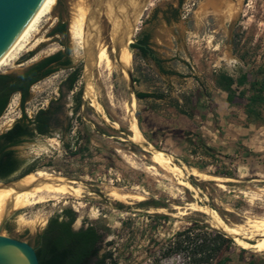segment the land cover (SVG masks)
<instances>
[{
	"label": "rangeland",
	"instance_id": "obj_1",
	"mask_svg": "<svg viewBox=\"0 0 264 264\" xmlns=\"http://www.w3.org/2000/svg\"><path fill=\"white\" fill-rule=\"evenodd\" d=\"M91 1L57 0L39 24L33 45L0 75L18 74L67 51L71 65L32 86L24 105L33 118L53 103V110L60 111L56 127L48 135L25 140L16 153L24 170H43L81 182L92 194L10 210L2 234L36 247L48 221L71 210L74 229L95 225L104 234L99 256L111 255L106 264H181V253L165 255L169 242L194 220L219 230L208 210L230 227L264 218V104L253 102L257 94L264 97V91H257L264 87V0H183L181 4L179 0H104L99 21H91L85 47L80 49L69 26L76 8L83 5L89 12ZM128 5L132 12L141 8L134 38L149 36L161 68L131 44L120 47L124 68L117 62L115 27ZM59 23L67 25L68 33L51 36ZM125 25L132 35L128 19ZM92 40L95 52H87ZM101 47L110 53V68L103 64L98 68ZM26 55L29 60L22 62ZM126 69L132 72L133 89ZM74 70H80L81 76L68 92L66 80ZM220 75L234 79L233 102L218 86ZM243 75L247 80L240 84ZM136 92L162 97L137 99ZM21 116L16 93L0 117V132ZM132 126L154 148L171 155L179 171L159 167L148 152L133 144ZM120 153L130 156L136 167ZM191 176L200 188L186 187ZM22 177L0 180V185ZM116 189L144 199L113 200L108 193ZM237 246L229 264H264V252Z\"/></svg>",
	"mask_w": 264,
	"mask_h": 264
},
{
	"label": "trees",
	"instance_id": "obj_2",
	"mask_svg": "<svg viewBox=\"0 0 264 264\" xmlns=\"http://www.w3.org/2000/svg\"><path fill=\"white\" fill-rule=\"evenodd\" d=\"M57 33L58 35H66L68 33L67 25L59 23L51 35ZM148 41L149 36L145 35L139 43L131 44V48L138 49L143 58L152 57L156 65L161 68V61L155 55L150 56V50L147 47ZM70 65L71 61L67 51H58L26 68L22 73L0 75V117L7 108L11 97L16 93L21 94L22 117L16 121L13 128L5 136L33 138L36 135L35 131L40 135H48L56 127L53 122L60 111L53 110V103L50 107L40 110L33 118L27 116L24 105L30 98L32 86L60 68ZM80 76V70H74L70 73L66 80L68 92L75 89ZM246 80L247 76L243 75L239 83L243 84ZM234 84L232 77L218 76V86L228 94L229 102L234 100ZM252 87L254 88L255 84H252ZM257 91L263 92L264 87ZM135 95L137 99L162 97L161 95L142 92H136ZM253 102L264 104L263 95L254 96ZM3 137L0 136V139ZM24 141V139H17L13 143L19 144ZM14 165L12 153L3 152L0 149V177H8ZM31 171V168L25 170L23 176ZM214 176L224 175L215 173ZM229 177L233 178V176ZM189 182L195 188H200L199 182L193 176L189 178ZM75 220L74 212L65 210L63 218L55 216L48 221L42 233L39 234L35 247L40 264H106L107 260L111 258L110 254L99 256L104 238V234L100 233L99 228L95 225H89L74 230ZM106 231L108 230L106 229ZM238 249L237 243L224 232L194 220L190 222L189 227L174 235L173 241L169 242V248L165 255L171 257L172 253H181L183 256L181 264H229L232 261V254Z\"/></svg>",
	"mask_w": 264,
	"mask_h": 264
},
{
	"label": "bare ground",
	"instance_id": "obj_3",
	"mask_svg": "<svg viewBox=\"0 0 264 264\" xmlns=\"http://www.w3.org/2000/svg\"><path fill=\"white\" fill-rule=\"evenodd\" d=\"M56 2L57 0L41 1L17 37L0 55V72L6 68L12 67L20 58L21 54L25 52L27 46L31 44L33 45L34 41L32 40L38 32L39 24L42 22L43 18H46V16L52 13ZM152 4L153 3L150 2L149 5L152 6ZM135 8L138 9L137 6ZM75 12V15H73L74 17L70 22L69 32L71 39L77 42L80 49H84V45L87 41L86 37L88 38V36H86V31H88V20H86V16L88 14L87 7L80 5L76 8ZM96 62L98 68H100L102 64L108 68L111 67L112 62L110 53L106 47H101L99 49L96 55ZM129 131L131 132L129 140L136 146L140 147L143 151L148 152L150 154V160L153 163L163 169L171 170V172L179 171L178 166H175V164L173 165V157L154 148L151 143L146 141L140 135V131L138 132L136 126H132ZM121 155L127 163H129L132 167H136V164L130 156H126L124 154ZM185 185L190 190L196 189L189 182H186ZM0 187V223L10 210L33 207L50 200H55L58 197L66 198V196H74V198H82L86 194H92V192L87 191V185L81 182L57 177L52 173H48L43 170L33 172L29 176L27 175V177L25 176L21 180L11 183L9 186L2 187L0 185ZM118 190L109 191L108 196L113 200L122 203H128V201H132V199H135V201H141L144 199L142 198L143 195L140 197L127 193H120ZM205 209H207V207ZM207 214L211 217L215 227L230 236L241 248L254 250L255 252H264L263 217L246 222L247 224L245 226L230 227L216 213L208 210Z\"/></svg>",
	"mask_w": 264,
	"mask_h": 264
},
{
	"label": "water",
	"instance_id": "obj_4",
	"mask_svg": "<svg viewBox=\"0 0 264 264\" xmlns=\"http://www.w3.org/2000/svg\"><path fill=\"white\" fill-rule=\"evenodd\" d=\"M42 0H0V55L7 49L12 41L17 37L25 24L28 22L32 14L35 12ZM104 0H92L90 4V10L88 12V29L92 27L91 21L98 22L100 18V11L103 7ZM116 4L113 2L114 12L116 11ZM146 10V7H143ZM132 8L126 6V13L120 15L121 21L116 29V37L114 39L115 53L117 62L123 67L119 60V51L122 45L137 44V40L140 36H135L136 27L135 20L140 16V7ZM126 19L129 20L133 34H129L125 30ZM131 39V40H130ZM95 52L94 40L90 42L88 50ZM29 60L28 55L21 58L22 62ZM129 78V86L131 89L134 87V80L132 72L126 69ZM31 173L26 174L25 176ZM24 176V177H25ZM22 177V178H24ZM18 179L17 181L21 180ZM12 182H9L2 187L9 186ZM190 183V182H189ZM191 184V183H190ZM1 188V187H0ZM5 219V217H4ZM4 219L0 223V264H40L36 253V248L26 241L16 239L2 234L4 227Z\"/></svg>",
	"mask_w": 264,
	"mask_h": 264
},
{
	"label": "flooded vegetation",
	"instance_id": "obj_5",
	"mask_svg": "<svg viewBox=\"0 0 264 264\" xmlns=\"http://www.w3.org/2000/svg\"><path fill=\"white\" fill-rule=\"evenodd\" d=\"M179 2H180V4L183 2V0H179ZM56 35H58V33L57 34H55V35H51V36H56ZM145 35H147V34H141L140 35V39H138L137 40V43H139L142 39H143V37L145 36ZM148 49L150 50V56H153V55H155L154 54V52L151 50V48L149 47V44H148ZM149 58H151L152 59V57H149ZM153 60V59H152ZM154 61V60H153ZM155 62V61H154ZM52 65H54V64H52ZM24 71V70H23ZM22 71V72H23ZM22 72H20V73H22ZM40 82V81H39ZM20 94V93H19ZM20 96H21V94H20ZM40 110H42V109H40ZM39 110V111H40ZM38 111V112H39ZM37 112V113H38ZM37 113L35 114V116L37 115ZM34 116V117H35ZM22 117V116H21ZM20 117V118H21ZM19 118V119H20ZM54 121H55V119H54ZM16 123V122H15ZM14 123V124H15ZM54 123V122H53ZM14 124H13V126H14ZM13 126L12 127H10V128H7L5 131H3V132H0V136H4L3 138H1L0 139V149H2V151L3 152H10V153H12V158L14 159V161H15V165H14V167L12 168V171H11V173H10V175L8 176V177H4V178H1L0 177V180H7V179H9V178H11V177H22L23 176V173H24V169L22 168V164H21V160H20V158H19V156L17 155V153H16V149L20 146V144H22V143H19V144H16V143H13L15 140H17V139H24V140H27V139H30V138H28V137H23V136H13V137H10V136H5L12 128H13ZM36 132V135H40V134H38L37 133V131H35ZM74 230H76V229H74Z\"/></svg>",
	"mask_w": 264,
	"mask_h": 264
},
{
	"label": "clouds",
	"instance_id": "obj_6",
	"mask_svg": "<svg viewBox=\"0 0 264 264\" xmlns=\"http://www.w3.org/2000/svg\"><path fill=\"white\" fill-rule=\"evenodd\" d=\"M232 63H235V61H233Z\"/></svg>",
	"mask_w": 264,
	"mask_h": 264
}]
</instances>
